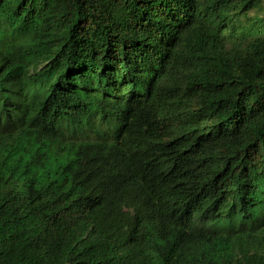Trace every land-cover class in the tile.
<instances>
[{"label":"trees","instance_id":"trees-1","mask_svg":"<svg viewBox=\"0 0 264 264\" xmlns=\"http://www.w3.org/2000/svg\"><path fill=\"white\" fill-rule=\"evenodd\" d=\"M0 264H264V0H0Z\"/></svg>","mask_w":264,"mask_h":264}]
</instances>
